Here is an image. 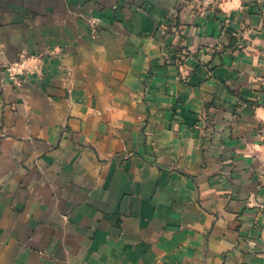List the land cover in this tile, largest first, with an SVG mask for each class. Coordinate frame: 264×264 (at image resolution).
<instances>
[{"label": "crops", "instance_id": "1", "mask_svg": "<svg viewBox=\"0 0 264 264\" xmlns=\"http://www.w3.org/2000/svg\"><path fill=\"white\" fill-rule=\"evenodd\" d=\"M263 124L264 0H0V264H264Z\"/></svg>", "mask_w": 264, "mask_h": 264}, {"label": "built area", "instance_id": "2", "mask_svg": "<svg viewBox=\"0 0 264 264\" xmlns=\"http://www.w3.org/2000/svg\"><path fill=\"white\" fill-rule=\"evenodd\" d=\"M199 1V4H200V7L202 10H213V11H216V9L218 8L219 6V0H198ZM99 22V19L95 18L92 20V23L94 25H97ZM262 130L264 132V124H263V127H262Z\"/></svg>", "mask_w": 264, "mask_h": 264}, {"label": "rangeland", "instance_id": "3", "mask_svg": "<svg viewBox=\"0 0 264 264\" xmlns=\"http://www.w3.org/2000/svg\"><path fill=\"white\" fill-rule=\"evenodd\" d=\"M12 74H13L14 77H16V76L18 75V73L15 72V71H13V70H12ZM17 85H18V84H17Z\"/></svg>", "mask_w": 264, "mask_h": 264}]
</instances>
